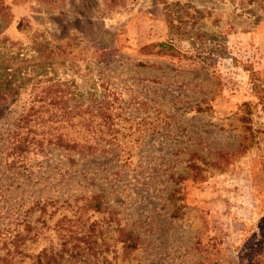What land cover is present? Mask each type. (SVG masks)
Listing matches in <instances>:
<instances>
[{"label":"rangeland","instance_id":"rangeland-1","mask_svg":"<svg viewBox=\"0 0 264 264\" xmlns=\"http://www.w3.org/2000/svg\"><path fill=\"white\" fill-rule=\"evenodd\" d=\"M1 39L65 63L0 108V264L94 223L115 264H264V0H0Z\"/></svg>","mask_w":264,"mask_h":264},{"label":"trees","instance_id":"trees-1","mask_svg":"<svg viewBox=\"0 0 264 264\" xmlns=\"http://www.w3.org/2000/svg\"><path fill=\"white\" fill-rule=\"evenodd\" d=\"M0 41V108L18 96L34 80L45 76L52 67L65 63L62 44L37 40L28 49L29 53H24L22 50L4 49L7 40ZM143 49L155 50V53L159 54L175 53L173 48L162 42L150 44ZM253 91L261 109H264V88L257 83L253 86ZM58 141L63 144L61 139ZM23 145L25 143H17V148ZM124 236L125 238L120 240L123 242V251L134 250L136 240L131 237L132 234L127 232ZM19 249L17 246L9 252L16 250L21 254ZM112 253L114 254L113 245L107 242L104 230L94 223L80 233L72 232L66 236L63 234L58 246L43 248L29 264H115V256H112ZM3 260H7V257Z\"/></svg>","mask_w":264,"mask_h":264}]
</instances>
